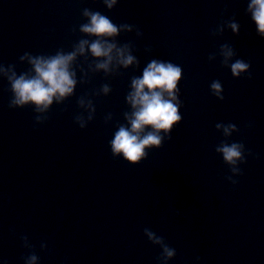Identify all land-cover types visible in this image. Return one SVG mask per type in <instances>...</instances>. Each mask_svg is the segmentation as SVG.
<instances>
[{"label":"water","instance_id":"water-1","mask_svg":"<svg viewBox=\"0 0 264 264\" xmlns=\"http://www.w3.org/2000/svg\"><path fill=\"white\" fill-rule=\"evenodd\" d=\"M107 3L0 0V264H264V37L251 0ZM84 9L134 26L101 39L128 44L139 65L124 67L114 49L108 70L97 69L107 58L86 51L70 66L77 80L71 97L59 105L54 98L48 113L31 104L10 109L8 77L34 75L31 55L71 51L89 22ZM228 48L234 55L225 56ZM236 59L249 63L250 79L231 75ZM152 60L182 68L181 121L157 133L165 137L161 147L146 148L130 165L122 153L112 157L109 142L120 126L130 129L131 79ZM36 115L48 119L36 124ZM233 142L244 144L243 164L230 165L216 151ZM145 228L175 256L165 257Z\"/></svg>","mask_w":264,"mask_h":264},{"label":"clouds","instance_id":"clouds-1","mask_svg":"<svg viewBox=\"0 0 264 264\" xmlns=\"http://www.w3.org/2000/svg\"><path fill=\"white\" fill-rule=\"evenodd\" d=\"M115 4H117V0H108L107 6L111 9ZM248 10L252 13L251 19L255 22L257 32L264 37V0H251V3L248 4ZM83 14L89 18L88 23H83L79 26V33L84 34L82 36L84 38H80L74 43L71 51L65 52L63 48H60L56 50L54 55H31L29 56V63L32 65L34 75L21 74L17 77L13 73L8 77L10 85L8 90L11 93V99L8 104L10 109L24 108V106L31 104L35 106V112L48 113L49 106L53 104L54 98L59 105L63 102V98L71 97L74 94L77 80L76 72L70 70V66L78 55L83 56L86 51L93 58H107L104 62H97V69L108 70V64L113 59L110 54L114 49L118 63L124 67L133 64L139 65V61L131 54L128 44L117 48L115 43L101 39L103 37H114L121 29L132 31L133 25L114 24L109 17L102 15L98 11L94 12L84 9ZM229 27L232 28L233 32H236L238 25L237 23H230ZM136 34L137 36L142 35L139 30H136ZM91 37H96V39H89ZM85 46H87V49ZM222 47L227 48L228 46L223 45ZM146 51H149V49H146ZM28 55V53H25V56ZM232 55H234L233 50L228 48L225 56L230 57ZM23 58L21 57V59ZM249 68V63L236 59L230 65L231 75L233 77H241V73H246L247 78L250 79ZM181 77L182 68L179 65L157 60H152L147 64V67L143 69L142 77H132L131 87L133 91L128 94L127 101L131 104L133 111L131 117L125 114V118L128 119L131 127L129 129L120 126L115 132L114 139L109 142L112 157L122 153L124 161H127L130 165H135L142 157H146V148L162 146V141L165 137L157 133L161 130L167 133L174 122L181 121V115L178 111L181 107V102L178 99L179 88L177 87ZM211 89L219 100L224 99L223 95H219L222 90L219 81H213ZM109 90L107 84L102 86L104 93H108ZM164 93H167V98H165ZM88 103L90 107L88 120L91 121L94 117L92 114L95 113V107L92 105V101ZM83 104V99L79 97L77 105L83 106ZM47 119V115H36L35 123L42 124ZM74 123L80 129H84L87 125V122L83 121L80 116L74 117ZM146 127H151L154 131H149L142 136L141 133L144 132ZM216 127L218 128L220 125H216ZM228 128L236 129V126L229 124ZM225 134H228L227 128L225 129ZM244 150V144L238 142L225 144L216 149L217 152L222 153L224 161L230 165H236L238 161L241 164L245 162ZM248 154L250 155L251 153ZM232 171L238 175L241 174L239 167H233ZM227 179L233 184L236 183L230 176ZM176 214L179 215L178 212ZM144 234L149 241L162 246L165 257L175 256V250L170 248L162 237L157 236L148 228L144 229ZM22 239H26V237H22ZM40 247L44 248L45 245L41 244ZM37 258L33 253L30 255L29 260L36 261ZM197 260H199V257H197Z\"/></svg>","mask_w":264,"mask_h":264}]
</instances>
